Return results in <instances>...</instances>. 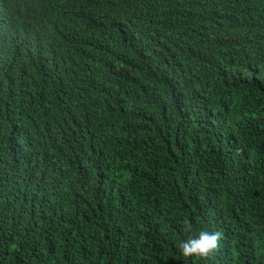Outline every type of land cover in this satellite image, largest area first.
Segmentation results:
<instances>
[{"label": "trees", "instance_id": "trees-1", "mask_svg": "<svg viewBox=\"0 0 264 264\" xmlns=\"http://www.w3.org/2000/svg\"><path fill=\"white\" fill-rule=\"evenodd\" d=\"M0 264H264V0H0Z\"/></svg>", "mask_w": 264, "mask_h": 264}, {"label": "clouds", "instance_id": "clouds-1", "mask_svg": "<svg viewBox=\"0 0 264 264\" xmlns=\"http://www.w3.org/2000/svg\"><path fill=\"white\" fill-rule=\"evenodd\" d=\"M185 231H191V224L188 221L184 223ZM223 233L220 231L209 233L201 231L196 237H189L179 244L181 254L184 257H208L219 247Z\"/></svg>", "mask_w": 264, "mask_h": 264}]
</instances>
